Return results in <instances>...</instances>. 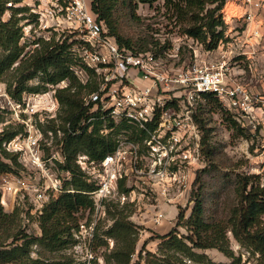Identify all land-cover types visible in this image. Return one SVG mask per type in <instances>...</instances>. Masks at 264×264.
Masks as SVG:
<instances>
[{
    "label": "rangeland",
    "instance_id": "1",
    "mask_svg": "<svg viewBox=\"0 0 264 264\" xmlns=\"http://www.w3.org/2000/svg\"><path fill=\"white\" fill-rule=\"evenodd\" d=\"M84 1L91 8V1ZM4 2L7 12L2 17L3 21L8 22L15 15L14 19L18 22L17 29H20L19 47L23 49L20 60L24 56L29 57L37 48H40L42 40L48 42L55 38L56 42H61L69 38L68 45H71L69 52L73 59L75 58L72 65L75 73H79L84 85L90 79L99 84L100 78L97 74L95 77L88 75L87 65L80 57L78 33L74 29H70L69 23L66 21V7L69 2L64 0H4ZM229 7L232 9L231 14L226 10L229 22L232 16L239 17L242 15V12L236 11L233 4H230ZM17 9H20V12H16ZM130 14V10L125 8L120 10L118 14L123 34L132 40V44L137 50L143 48L145 52L157 54L163 65L171 70H176L182 66H193L196 60L214 64L223 54L221 53L222 50H216L214 53L212 52L213 55H208L202 46H198L192 40L181 36L179 28L168 21L163 10L158 12L154 8L139 5L137 15L140 19L133 20ZM230 42L232 39L229 37V42L223 44L224 47ZM231 50L232 48L229 46L224 48V51L229 53ZM237 50L239 49L234 51ZM259 53H255L254 58L250 60L247 57H234L237 52L231 53L230 57V64L235 70L231 78L242 84L257 98H262V101L256 105L259 110L255 111L253 117L249 120L247 118L241 119L235 111L229 110L220 101V104L204 99L197 102L194 116L202 131V137L206 134L208 140L204 144L202 138V168L195 174L194 182L196 179L197 182L193 183L190 190L189 201L184 205L185 208L180 206L178 208V215L183 212L184 220L178 222L176 217L170 230L173 237H177L191 247L193 244L190 239H195L196 234L194 228L187 224L195 206V201H192V193L195 192L202 202L205 221L207 223L218 222L225 226L231 210L238 204V190L242 178L256 177L264 172V60L262 59L264 55L261 57ZM18 64L19 62L7 70L0 81V86L7 91L10 86L12 91L18 87L15 80L16 76L19 77L15 72ZM64 82L59 83L58 87V85L45 84L41 77H37L29 81L26 86L42 87L38 94H44L53 89L66 88L68 82ZM83 98L88 100L87 92L84 93ZM47 115L39 113L32 116L30 120L37 124L43 133L47 154L57 151L58 155L61 156V145L56 144L55 134L49 129L54 126L59 128L63 124L60 120L61 106L59 105V110L56 111V115L53 114L55 117H51L52 119L48 118ZM27 118L29 117L25 119ZM14 119L13 115L0 113V133L2 130L12 131L17 128L19 125L15 123ZM52 120L56 121L52 123ZM101 121L104 122L105 119H101ZM2 124L6 125L1 128ZM111 131L104 122L102 134H108ZM50 133L52 135H49ZM57 136L60 140L63 137L62 132L57 133ZM113 138L117 144L120 140L129 139V136L122 132L114 135ZM3 143L0 149V157L10 164L6 153L3 152ZM13 170L12 174L8 175L22 177L23 182L26 183L25 186L43 184V180L36 171L31 169V171H27L14 165ZM57 173L65 178V182H70L71 176L65 177L64 172L61 173L60 170H57ZM6 175L0 172L1 205L4 212L14 214V217L6 225L7 232L3 233L0 242L10 246L8 248H12L15 242L22 244L24 242L22 238L25 235L35 238L42 236L40 224L42 207L31 191H22L17 195L5 194L3 185H5L4 177ZM84 178L86 179L85 176ZM261 182L264 184V179ZM65 189L67 192H74V187L70 184ZM50 195L52 196L51 201L57 199L60 193L50 192ZM115 206H118L117 210H115ZM126 206L128 208L123 210L124 216H128L127 221L132 224L128 227L129 232L117 229L113 234L108 235L117 219L115 213L124 208L115 202H108L100 218L99 216L96 217L94 211L90 209L77 214L79 222L73 231L74 241L72 243L54 252L47 251L39 244L33 245L31 259L38 260L37 264H114V251L131 242H134L136 247V253L132 256L133 264L137 262L146 264L149 253L158 257L162 254L173 255L176 253L175 250L166 251L162 240L156 238L151 240L150 236L154 233L149 234L152 231L149 221L140 220L135 208L130 205ZM175 209L177 210V208ZM171 216L167 215L168 220H173ZM95 222L94 233H86L81 229L82 224L89 227ZM169 232L163 230L160 233L166 235ZM227 238L235 259L227 257L217 248H193L195 257L192 259L180 253H176V255L184 264H257L258 255H254L242 246L234 238L231 231H227ZM140 252H142L141 256Z\"/></svg>",
    "mask_w": 264,
    "mask_h": 264
},
{
    "label": "built area",
    "instance_id": "2",
    "mask_svg": "<svg viewBox=\"0 0 264 264\" xmlns=\"http://www.w3.org/2000/svg\"><path fill=\"white\" fill-rule=\"evenodd\" d=\"M64 1L69 2L66 21L78 33L80 57L100 78L98 91L85 103H93L95 115L83 120L81 126L96 121L99 113L100 119L133 124L145 136L141 142L120 140L114 152L100 161L78 155L77 165L95 186L90 193L94 214L100 218L106 204L115 202L134 207L140 220L161 226L167 218L166 206L177 210L186 207L195 174L202 168L203 137L194 116L197 102L211 94L241 119L249 120L259 110L256 105L262 98L231 78L228 54L223 53L214 64L196 60L193 66L171 70L150 53L121 49L84 0ZM242 1L247 9L242 19L250 24L263 4L260 0ZM76 75L81 80L78 72ZM56 94V89L44 94L25 93L17 102L0 86V113L13 115L15 123L24 127L22 133L4 141L3 150L16 155L25 170L36 171L43 180L40 186H25L22 177L7 174L4 192L17 195L31 191L41 207L50 201V192H63L64 182L57 170L65 158L57 151L47 154L43 133L30 118L39 113L55 117L59 110ZM95 226L96 222L89 227L82 224L81 229L91 234Z\"/></svg>",
    "mask_w": 264,
    "mask_h": 264
},
{
    "label": "trees",
    "instance_id": "3",
    "mask_svg": "<svg viewBox=\"0 0 264 264\" xmlns=\"http://www.w3.org/2000/svg\"><path fill=\"white\" fill-rule=\"evenodd\" d=\"M91 10L97 16L98 20L105 23L109 35L113 37L119 47L125 51L134 54H152L155 58L160 57L153 52H145V49L137 50L132 40L127 38L121 28L118 14L120 10H130L131 19L139 20L137 9L139 5H145L154 8L155 11H164V16L175 27L179 28L181 36L192 40L196 45L202 46L206 52H214L222 44L229 42V25L226 23L223 15L227 0H90ZM20 12V9L15 10ZM7 12L6 3L0 0V81L6 71L14 64L18 63L15 77L18 87L12 91L11 86L8 93L17 102L22 100L24 93L38 94L42 87H28L27 83L37 77H41L45 84L56 86L61 82H68L64 89L57 90V100L61 106L60 120L62 125L59 128L51 127L50 131L55 134L57 145H61V154L65 162L60 166L61 173L64 176H71L70 182L63 179V192L57 199L43 204L40 211V224L42 236L30 237L24 236L22 244L6 246L0 242V264H37L38 260L31 259V248L39 244L47 251H56L65 245L74 241L73 231L78 226V213L88 209L93 210V201L90 193L94 191L95 186L89 184L84 178V174L77 165L79 154L88 155L92 160L100 161L108 154L114 152L116 141L114 135L121 134L129 136L134 142H141L144 134L135 125L120 121L116 123L109 117L105 118L106 126L112 130L108 134H102L103 123L100 114H96L95 122H90L82 127L81 122L88 120L93 113V103L86 106V99L83 98L85 92L88 97L99 89L98 82L89 80L83 84L72 68L74 59L70 54L68 45L69 38L64 41L56 42L55 38L48 42L41 41L40 48H37L29 57L24 56L23 49L19 47L20 29H17L18 22L14 16L8 22L3 21L2 17ZM168 68L167 66L163 65ZM183 67V66H182ZM87 73L91 77L97 76L95 71L89 68ZM46 87V86H45ZM46 90V88H44ZM205 101L219 103V100L209 94L202 97ZM220 104V103H219ZM197 117V116H196ZM53 121V122H52ZM54 123L56 120H52ZM1 122V120H0ZM91 127V129H88ZM9 129V128H8ZM24 127L19 125L11 130H4L0 133V149L6 140H11L22 133ZM61 131L63 137L59 140L57 133ZM207 135L203 137V143L206 144ZM59 142V144H58ZM58 150V148H56ZM51 150V149H50ZM6 153L10 164L0 157V172L12 174L13 165L23 168L18 162L16 155ZM12 164V166H11ZM24 169V168H23ZM264 172L256 177H244L238 190V204L231 210L230 217L226 225L218 222L207 223L204 218L202 202L195 192L192 193V201H195L192 214L188 219V225L194 228L195 239L191 238L193 246H189L184 241L173 237L171 231L166 235L154 233L150 239L162 240L166 251L175 250L176 253L188 256L190 259L195 257L193 248L209 249L217 248L227 257L233 258L234 254L228 245L227 231H231L234 238L254 255H258L257 264H264ZM197 182V179L195 180ZM194 182V183H196ZM70 184L74 187V192H67L65 187ZM115 213L117 219L108 235L113 234L117 229L129 232L128 227L132 224L127 221L128 216H124V209ZM118 206H115V210ZM14 214L4 212L1 205L0 194V238L4 232H7L6 225ZM178 222L184 220V213L180 212L177 217ZM189 239V238H188ZM136 253L135 243L131 242L125 247L114 251V264H133L132 256ZM175 254H165L160 257L149 253V259L146 264H184L179 256ZM142 252H140V256ZM135 264H140L137 262Z\"/></svg>",
    "mask_w": 264,
    "mask_h": 264
},
{
    "label": "crops",
    "instance_id": "4",
    "mask_svg": "<svg viewBox=\"0 0 264 264\" xmlns=\"http://www.w3.org/2000/svg\"><path fill=\"white\" fill-rule=\"evenodd\" d=\"M263 4V7L260 11H254L256 13V18L253 22L250 24H247L245 20L242 19V17L246 13V8L243 6L242 0H227V3L224 7L223 14L225 17L226 22L229 25L228 30V36L230 39H232V42L227 44L230 48H232L230 53H236L234 57H247V59L254 58L255 53H259L261 57L264 55V0H260ZM233 4L236 8V11L242 12V15L239 17L232 16L230 18V22L227 19V13L226 10H228L229 5ZM259 31V35H255V31ZM225 46V47H227ZM224 46H220L218 48V51L222 50L221 53L228 54V57L230 53L228 51H224ZM239 49L237 51H234L236 49ZM215 52V51H214ZM213 52V53H214ZM208 55H213L212 52H207ZM264 60V58H262ZM234 68L232 67V72H234ZM165 212L167 215H172L173 220H166L163 222L161 226H153V224H150L151 232L149 234L158 233L165 230V232H169L171 228L173 227L174 220L176 217H178V210H176L173 207H165ZM174 215V216H173ZM152 236V235H151ZM150 236V237H151Z\"/></svg>",
    "mask_w": 264,
    "mask_h": 264
},
{
    "label": "bare ground",
    "instance_id": "5",
    "mask_svg": "<svg viewBox=\"0 0 264 264\" xmlns=\"http://www.w3.org/2000/svg\"><path fill=\"white\" fill-rule=\"evenodd\" d=\"M229 11H230V12H229ZM227 12L231 14V13H232V9L229 7V10H227ZM230 14H229V15H230Z\"/></svg>",
    "mask_w": 264,
    "mask_h": 264
}]
</instances>
